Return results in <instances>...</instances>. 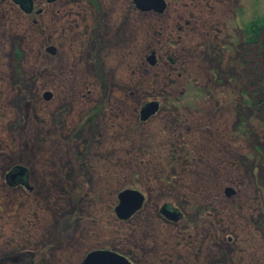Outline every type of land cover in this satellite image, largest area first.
<instances>
[{
	"label": "rangeland",
	"instance_id": "rangeland-1",
	"mask_svg": "<svg viewBox=\"0 0 264 264\" xmlns=\"http://www.w3.org/2000/svg\"><path fill=\"white\" fill-rule=\"evenodd\" d=\"M95 1L36 0V16L0 0V259L264 264V0ZM15 166L27 188L7 183ZM123 189L146 201L119 222Z\"/></svg>",
	"mask_w": 264,
	"mask_h": 264
},
{
	"label": "water",
	"instance_id": "water-1",
	"mask_svg": "<svg viewBox=\"0 0 264 264\" xmlns=\"http://www.w3.org/2000/svg\"><path fill=\"white\" fill-rule=\"evenodd\" d=\"M19 5L20 9L25 13H30L32 3L30 0H13ZM54 1V0H48ZM134 6L140 12H152L155 14H163L166 10L165 0H132ZM48 51L53 52V48H48ZM147 62L152 66L155 64L154 54L147 57ZM45 100H48L51 95L45 93L43 95ZM158 111L157 102H147L140 109V120L145 121L150 116ZM27 169L23 166L13 167L5 176L7 183L11 186L21 184L27 188L26 180L28 178ZM227 198L234 195L232 188H225L224 190ZM118 204L115 207V214L118 219L126 221L131 218L137 211H139L144 202V196L131 189H126L118 193ZM160 214L167 220L178 222L181 218V213L168 205H163L160 208ZM0 264H33L32 254L28 252L19 253L10 257H5L0 260ZM82 264H131L124 256L107 250H97L90 252Z\"/></svg>",
	"mask_w": 264,
	"mask_h": 264
},
{
	"label": "flooded vegetation",
	"instance_id": "flooded-vegetation-1",
	"mask_svg": "<svg viewBox=\"0 0 264 264\" xmlns=\"http://www.w3.org/2000/svg\"><path fill=\"white\" fill-rule=\"evenodd\" d=\"M12 1V3L21 11V12H23L21 9H20V7H19V5L18 4H16L13 0H11ZM31 1V3H32V9H31V12L30 13H25V12H23L24 14H26V15H31L32 13H33V10L35 9V5H36V0H30ZM55 1V0H54ZM131 4H132V6L134 7V10L135 11H137L138 13L140 12L135 6H134V4H133V2H132V0H128ZM88 2H89V5L91 6V7H93V10H94V8L95 9H99L98 8V3L95 1V0H88ZM95 11H97V10H95ZM98 12H99V10H98ZM43 12H42V10L41 9H36V10H34V14H36V16H39V15H41ZM101 15V14H100ZM101 21H102V19L101 18H99V15L97 16V23H96V26H100V23H101ZM95 29H93V31L90 33V37H91V34H92V36H93V34H94V32H96V27H94ZM91 42H93L92 41V37H91ZM93 45H94V42H93ZM154 54V57H155V62H156V53L154 52V51H152V52H150L149 53V55L150 54ZM148 55V56H149ZM97 59H98V56L96 55L95 56ZM149 102H157L158 103V111L154 114V115H152V116H150L147 120H145V121H143V122H147V121H149L153 116H155L158 112H159V110H160V102L158 101V100H155V99H153V100H151V101H149ZM145 104V103H144ZM139 119H140V110H139ZM141 121V120H140ZM21 184H18L17 186H20ZM123 190H126V189H123ZM123 190H121V191H123ZM131 190H135V189H131ZM120 191V192H121ZM136 191H138V190H136ZM120 192H118V193H120ZM138 192H140V191H138ZM141 193V192H140ZM142 195H143V193H141ZM118 195V194H117ZM144 196V195H143ZM116 199H117V197H116ZM145 196H144V202H143V205H142V207H141V209L143 208V206H144V203H145ZM118 204V199H117V203H116V205ZM116 205H115V207H116ZM163 205H168L169 207H171V204H169V203H165V204H163ZM162 205V206H163ZM115 207H114V211H113V213H114V217H115V219L117 220V221H119V222H125V221H123V220H120V219H118L117 218V216H116V214H115ZM161 208V207H160ZM140 209V210H141ZM139 210V211H140ZM160 210V209H159ZM139 211H137L135 214H137ZM159 213H160V211H159ZM134 214V215H135ZM133 215V216H134ZM132 216V217H133ZM162 216V215H161ZM131 217V218H132ZM163 217V216H162ZM182 217V216H181ZM131 218H129L128 220H130ZM165 220H166V222H168V223H177V222H172V221H169V220H167L165 217H163ZM181 219V218H180ZM128 220H126V221H128ZM179 222V221H178ZM97 250H107V251H112V252H115V253H117V254H120L118 251H115V250H110V249H106V248H97V249H94V250H92V251H97ZM120 255H122V254H120ZM33 256V255H32ZM123 256V255H122ZM33 258H36V256L35 257H33ZM126 258V257H125ZM3 259V258H2ZM127 259V258H126ZM1 260V259H0ZM128 260V259H127ZM131 264H133L130 260H128ZM33 263V262H32ZM33 264H37V263H33Z\"/></svg>",
	"mask_w": 264,
	"mask_h": 264
},
{
	"label": "trees",
	"instance_id": "trees-1",
	"mask_svg": "<svg viewBox=\"0 0 264 264\" xmlns=\"http://www.w3.org/2000/svg\"><path fill=\"white\" fill-rule=\"evenodd\" d=\"M258 23H261L260 25H259V30H257V26L256 25H252V27H251V30H253V31H258L257 32V34H256V32H250L249 34L251 35L250 37H251V41H250V44H255V42H256V39H257V37H258V33L260 32V31H262V30H264V19L263 20H261V22L259 21ZM249 28V27H248ZM256 75V74H255ZM257 76V75H256ZM254 79V78H253ZM259 80H261V82L258 84V90L260 91V90H263L262 92H264V85H263V79H261V78H258ZM258 91V93H260Z\"/></svg>",
	"mask_w": 264,
	"mask_h": 264
}]
</instances>
